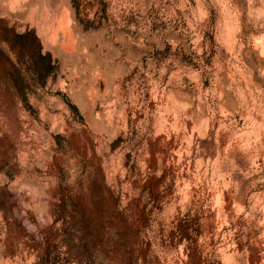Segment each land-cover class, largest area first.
<instances>
[{
	"label": "rangeland",
	"instance_id": "rangeland-1",
	"mask_svg": "<svg viewBox=\"0 0 264 264\" xmlns=\"http://www.w3.org/2000/svg\"><path fill=\"white\" fill-rule=\"evenodd\" d=\"M0 264H264V0H0Z\"/></svg>",
	"mask_w": 264,
	"mask_h": 264
}]
</instances>
